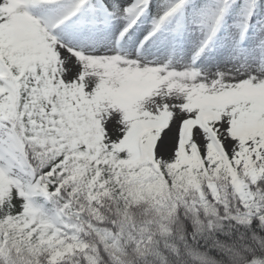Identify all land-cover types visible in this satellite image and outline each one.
I'll list each match as a JSON object with an SVG mask.
<instances>
[{"label": "snow or ice", "instance_id": "6c2138e0", "mask_svg": "<svg viewBox=\"0 0 264 264\" xmlns=\"http://www.w3.org/2000/svg\"><path fill=\"white\" fill-rule=\"evenodd\" d=\"M0 264H264V0H0Z\"/></svg>", "mask_w": 264, "mask_h": 264}]
</instances>
